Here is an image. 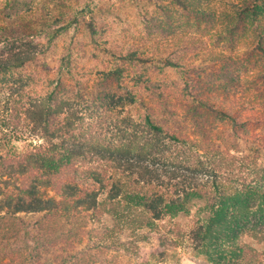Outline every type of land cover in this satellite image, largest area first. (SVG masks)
<instances>
[{
    "label": "trees",
    "instance_id": "16d2710c",
    "mask_svg": "<svg viewBox=\"0 0 264 264\" xmlns=\"http://www.w3.org/2000/svg\"><path fill=\"white\" fill-rule=\"evenodd\" d=\"M34 2L15 11L17 0H0V264H165L180 249L206 247L224 255L215 256L212 264H264V161L226 159L220 150L235 144V137L254 144L256 151L264 149L261 99L249 97L252 115L240 109L231 116L196 93L198 106L226 116L231 126L227 132L220 124L196 126L192 133L182 120L185 92L190 87L195 92L197 80L183 75L178 84L171 83L164 73L155 75L154 67L182 68L198 55L200 45L184 39L198 33L181 27L197 24L203 11L213 18L211 30H233L256 1L125 0V6L136 3L140 22L130 30L131 42L110 53L121 65L104 73L116 82L136 77L132 83L138 93L122 100L143 112L131 131L111 128L114 135L127 134L126 142L107 139L109 129L100 121L92 124L85 113L91 69L58 68L57 78L48 80L28 68L45 52L32 39L53 43L73 17L94 9L72 0L58 18L43 17L33 24L28 21L40 18ZM11 10L15 21L28 22L23 29L8 25ZM164 19L171 22L169 33L162 29ZM56 20L62 25H48ZM95 20L84 23L88 35L109 38L110 29H97ZM94 45L97 41L91 39ZM85 47H64L60 65L69 63L74 50L85 57ZM132 63L150 65L138 73ZM89 113L101 117L100 111ZM164 133L167 140L156 137ZM201 146L207 155L196 151ZM242 164L249 171L240 170ZM147 246L151 252L145 254ZM110 251L114 254L107 261Z\"/></svg>",
    "mask_w": 264,
    "mask_h": 264
},
{
    "label": "rangeland",
    "instance_id": "374dc122",
    "mask_svg": "<svg viewBox=\"0 0 264 264\" xmlns=\"http://www.w3.org/2000/svg\"><path fill=\"white\" fill-rule=\"evenodd\" d=\"M29 1L30 0H17L15 11L25 8ZM34 1V6L37 7L36 11H38L40 18L36 17L30 19V21L26 18L28 22H34L33 24H35V20L37 19H40L41 23L43 17L58 18L62 11L69 10V5L72 3V0ZM83 1L89 5V11L90 9H94V11L90 14L87 13L82 16H75L70 23L66 22L68 29L59 34L53 43L44 45V38L32 39L35 45L37 43L39 46H43L42 50L45 52L43 56L35 58L33 63L28 65V68L32 73L35 71L38 75H46L48 80L57 78L58 68H74L75 65H84L87 69H91L92 72L89 78L90 84H92L87 97V107L89 110L85 113L86 115L89 114L92 124L100 121L99 124L109 129L108 132L104 134L107 139L116 141L115 139L118 138V140L126 142L125 140L130 138L127 134L120 132V134L114 135L112 133L114 130L111 131V128L112 126H120L126 127L128 131H131L134 123H136L139 116H141L140 113L143 112L141 109H137V104L131 103L130 101L123 103L122 100L123 96L127 94L134 93L136 95L138 93V87L134 88V83H132L136 77L132 76L129 79L125 78L116 82L113 78H107L108 74L104 73V71L118 68L121 65L122 61L117 60L116 57H111L110 53L112 51H121L118 47L120 44L131 42L128 36L130 35V30L133 29L132 31H134L139 25L140 12L138 13V6L134 2H132V6L129 4L125 6V0H82V2ZM255 1V8L243 13L244 18L240 19L234 25L235 27L233 30L224 29L222 26L218 29L211 30L212 28L209 26V21L211 19L213 21V18L210 16V13L208 14L203 11L201 16L196 19L197 24L193 23L190 27L182 25L181 27V29H188V31L198 33L197 36H195L190 32L191 36L188 35L184 38L185 40L192 39V43L200 45L198 49L201 50H195V54L198 55L194 56L186 65L184 64L182 68L169 67L164 68V71H160L159 64L154 65L155 68H158L156 69L155 75H157V72L164 73L171 83L175 81V83L178 84L183 75L186 78L197 80V84H195L196 91L194 92V88L190 87L185 92L187 95L186 102L188 103L183 110L184 118L182 120V127L185 130L194 133L196 126L197 129H201L220 124L225 127L224 131L227 132L226 129L231 126V121L226 116L219 115L202 106H198L194 99L196 93L199 95L200 99L205 101L208 105L218 107L223 111L225 110L231 116L239 114L241 111L240 109H245V111H247L243 112V114L252 115L249 110V97H251L252 94L257 95L264 105V0ZM96 6L100 7L101 11L96 10ZM176 9L177 8L174 6L171 8L175 13ZM9 13L12 16L8 25L13 26L12 29H23V26L28 24V22L22 23L19 20L15 21L13 16L14 10L9 11ZM142 14L143 13H141L140 16H142ZM174 15L177 14L171 15V17L175 20ZM95 17V27L97 29H101L104 26L110 29V33L112 34L108 35L110 36L109 38L98 34L95 35V37H90L88 35L84 28V23H88L90 19H95ZM74 20L75 23L73 22ZM164 20L162 29L166 33H169L172 31L170 27L171 22L168 19ZM40 23L38 25H40ZM107 23H109V26H106ZM180 23L184 24L182 22ZM148 24L153 28V21ZM175 24L176 26H180V24L177 23L172 24V26H175ZM48 25H52V28H56L58 25L62 24L61 21L56 20L49 21ZM122 30H127L129 33L124 36ZM91 39L97 41V45L90 46ZM103 40H105V43ZM69 44L71 45L70 50L76 49L80 45H82V47L86 45L85 50L89 53L85 57H81V53H77L74 50V52L71 53L69 63L64 60V64L60 65L59 57L65 54L64 47ZM261 47L263 50H261ZM91 54H93L94 57H91ZM131 65L135 71L142 73L141 71L145 69L144 67L150 64L132 63ZM101 70L104 74L101 73ZM243 73L247 74V79H245V77H238ZM53 87L54 83L46 88V90L48 91ZM35 91L38 92L36 88ZM229 94H231V96ZM234 95L239 99L236 100ZM116 100L119 101L118 104H114ZM96 111L101 112V117L98 119L93 115L91 116L89 113ZM129 128L131 129L129 130ZM165 134L166 133L158 134L156 137H159L161 140L163 138L166 139ZM201 139L202 137L199 138L198 135L197 140H200L199 145L203 144L205 146ZM30 140L32 141L34 139ZM37 141L38 139L35 140V142ZM255 147L254 144H250L243 140L241 141L239 138L235 137V144L232 145L227 143L226 147L220 148V150H224L227 153L226 159L228 155H230L233 156V160L241 156L245 158L249 156L255 157L259 162L264 161V149L256 151ZM196 151L200 155L205 153L202 146ZM206 153L204 155H207ZM204 158L207 161V156H204L202 159ZM237 164L238 162L235 161V166ZM241 169L249 171L244 168V164L241 165L240 170ZM206 171H209L208 168ZM215 174H217V171ZM160 241L162 242V240ZM150 248L151 246H147L145 250H143V253L146 254L151 252ZM203 250L180 249L178 251V256L165 264H212V260L215 256L224 257L223 254L217 255L210 247H206ZM113 254L114 253L110 251L109 255H107V261L112 258ZM130 263L131 262L127 263L126 260L123 264Z\"/></svg>",
    "mask_w": 264,
    "mask_h": 264
}]
</instances>
